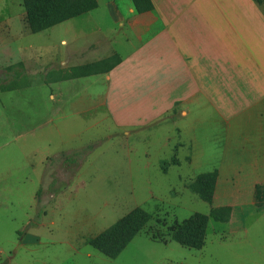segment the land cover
Here are the masks:
<instances>
[{
	"label": "rangeland",
	"instance_id": "374dc122",
	"mask_svg": "<svg viewBox=\"0 0 264 264\" xmlns=\"http://www.w3.org/2000/svg\"><path fill=\"white\" fill-rule=\"evenodd\" d=\"M78 26L75 18L27 32L19 43L26 64L0 72V85L16 75L14 89L0 93V250L19 264H264V206L255 207L249 184L219 174L220 126L207 121L204 104H113L112 120L101 106L80 116L49 99L44 81L70 79L61 41ZM117 115L131 125L122 129ZM195 120L202 124L192 131ZM224 206L230 222L210 219L201 250L173 240L190 217ZM138 208L151 220L117 259L89 245ZM26 234L41 244L21 246Z\"/></svg>",
	"mask_w": 264,
	"mask_h": 264
},
{
	"label": "crops",
	"instance_id": "0c3cea01",
	"mask_svg": "<svg viewBox=\"0 0 264 264\" xmlns=\"http://www.w3.org/2000/svg\"><path fill=\"white\" fill-rule=\"evenodd\" d=\"M97 1L96 10L77 17L79 30L61 41L65 49L60 57L69 58L63 61L69 69L114 55L122 63L106 74L46 80L49 99L57 96L59 104H72L80 116L101 106L112 120L109 105L113 104L157 103L170 108L178 102L190 107L204 104L207 121L220 126L215 133L220 137L219 174L249 184L248 193L254 198L256 186L264 185V4L151 0L154 9L140 14L133 0ZM22 6L23 0H0V72H15L23 65L19 43L31 32ZM6 9L14 21L11 15L8 20L3 17ZM13 76L1 79L5 82L0 85L2 95L14 89L9 86L15 82ZM76 82L81 83L75 89ZM67 85L74 90L61 100ZM114 120L122 129L131 125L118 115ZM197 124L202 123L195 120L192 131ZM45 224L44 220L41 226ZM41 240L39 234H26L20 245H40ZM16 256L0 250V264H19ZM30 259L36 263L37 258Z\"/></svg>",
	"mask_w": 264,
	"mask_h": 264
},
{
	"label": "trees",
	"instance_id": "16d2710c",
	"mask_svg": "<svg viewBox=\"0 0 264 264\" xmlns=\"http://www.w3.org/2000/svg\"><path fill=\"white\" fill-rule=\"evenodd\" d=\"M254 1L264 4V0ZM133 4L140 14L154 9L151 0H133ZM23 6L29 30L31 33L37 34L92 12L99 7V3L97 0H23ZM121 63V57L114 55L96 63L71 68L68 77L79 79L106 74ZM254 199L256 208L260 209L264 206V185L256 186ZM232 213V208L227 206L214 208L209 215L197 213L177 228L173 240L181 246L201 250L204 246L209 220L228 223ZM150 220L151 215L147 211L141 208L135 209L92 238L89 245L107 258L117 259Z\"/></svg>",
	"mask_w": 264,
	"mask_h": 264
}]
</instances>
